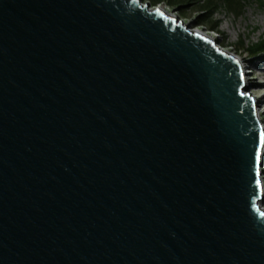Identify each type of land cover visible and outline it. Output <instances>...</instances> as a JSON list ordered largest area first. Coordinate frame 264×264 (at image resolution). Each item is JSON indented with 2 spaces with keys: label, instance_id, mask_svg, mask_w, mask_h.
<instances>
[{
  "label": "water",
  "instance_id": "obj_1",
  "mask_svg": "<svg viewBox=\"0 0 264 264\" xmlns=\"http://www.w3.org/2000/svg\"><path fill=\"white\" fill-rule=\"evenodd\" d=\"M264 132L242 64L141 0H0V264H264Z\"/></svg>",
  "mask_w": 264,
  "mask_h": 264
},
{
  "label": "rangeland",
  "instance_id": "obj_2",
  "mask_svg": "<svg viewBox=\"0 0 264 264\" xmlns=\"http://www.w3.org/2000/svg\"><path fill=\"white\" fill-rule=\"evenodd\" d=\"M141 1L148 3L152 9L162 6L191 30L213 31L217 46L234 53L243 61V71L249 74L251 80L248 93L258 99L261 97L258 108L264 113V71L253 67H264V55L251 56L247 52L249 45L264 39V0H237L230 4H223L220 0ZM262 177L264 179V173Z\"/></svg>",
  "mask_w": 264,
  "mask_h": 264
},
{
  "label": "bare ground",
  "instance_id": "obj_3",
  "mask_svg": "<svg viewBox=\"0 0 264 264\" xmlns=\"http://www.w3.org/2000/svg\"><path fill=\"white\" fill-rule=\"evenodd\" d=\"M160 7H162V6H160ZM185 24V23H184ZM186 26H188L187 24H185ZM192 31H194V32H198V33H201V34H205V35H207L210 39H212L213 41H217V37L214 35V33H207L206 31H204V30H201V29H193ZM222 51H225L226 53H229L230 54V52L229 51H227V50H225V49H222V48H220ZM240 62H241V64L243 65V61L242 60H240ZM253 67H256V69L257 70H261V71H264V67H262V66H254L253 65ZM248 68H246V70H247ZM242 70H243V67H242ZM243 73H244V76H245V78L247 79V85H248V87L249 86H251V80L249 79V74L247 73V72H245V71H243ZM258 98L257 97H255V100H257ZM257 115H258V119L260 120V122H261V125H262V127H263V131H264V121L262 120V116L264 115V113H262V112H260V110H258L257 111ZM263 171H264V169H263ZM262 176V175H261ZM262 185H263V187H264V179H263V177H262ZM261 208H262V210L264 211V206L263 205H261Z\"/></svg>",
  "mask_w": 264,
  "mask_h": 264
},
{
  "label": "trees",
  "instance_id": "obj_4",
  "mask_svg": "<svg viewBox=\"0 0 264 264\" xmlns=\"http://www.w3.org/2000/svg\"><path fill=\"white\" fill-rule=\"evenodd\" d=\"M220 1L223 4L224 3L230 4L233 1H237V0H220ZM259 1H261V0H259ZM240 7H242V4H240ZM240 45H243V43H241ZM247 52L251 56L264 55V39H261L258 42L252 43L251 45H249L248 48H247Z\"/></svg>",
  "mask_w": 264,
  "mask_h": 264
}]
</instances>
